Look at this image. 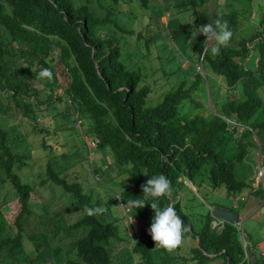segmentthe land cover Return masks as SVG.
<instances>
[{
	"label": "trees",
	"instance_id": "1",
	"mask_svg": "<svg viewBox=\"0 0 264 264\" xmlns=\"http://www.w3.org/2000/svg\"><path fill=\"white\" fill-rule=\"evenodd\" d=\"M112 1L116 7L100 15L85 0H0V77L6 74L9 63L16 61L15 51L19 50L29 52L30 60L39 68L37 78L44 67L52 71L50 80H40L48 87L56 88L57 73L46 64L50 50L56 45L59 50L57 62L69 67L67 73L63 70L68 79L64 94L69 96L80 115L91 120L92 141L97 148L111 151L124 172L137 171L136 178L121 190L126 201L130 204L141 198L142 185L147 179L164 175L170 181V192L160 197L159 203L161 206L172 204L176 208L189 229L184 239H198L189 247L183 260L209 264L220 259L221 264H249L243 261V248L235 225L224 222L222 233H217L212 226L214 217L207 209L203 225L195 229L176 195L186 186L185 178L192 182L197 179L199 184L223 185L235 193L243 191L248 183L237 176L236 166L249 156L250 147L256 146L252 132L244 128L239 133L237 125L229 124L211 110L207 114L195 112L180 122L186 108L203 110L205 107L203 97L206 93L199 91L202 74L189 66L177 86L161 95L156 87L158 78L150 72L145 73L144 65L133 63L126 53L131 45L129 38H139L141 32L126 26L119 18L120 14L127 13L133 20L140 13L139 9L149 11L148 0ZM189 1L193 3L195 27L210 24L218 31L217 22L227 21L230 29L239 23L237 8L223 11L225 0L222 5L221 0H215L212 11L209 0ZM261 24H264V17ZM259 33L260 27L255 34ZM262 35L263 39L256 43L259 53L256 70L243 66L247 55L245 42L250 39L241 38L237 46L221 47L216 56L211 53L214 44L207 46L209 39L206 40L204 35H198L196 39L191 36L189 42L195 59L199 60L203 53L207 77L223 79L226 88L214 90L215 100H218L219 92L226 91L227 94L220 96V113L227 117L235 114L237 121L249 125L260 138L264 155V101L259 94L260 87L264 86V32ZM150 40L146 39V46ZM7 88H12L17 105L21 100L29 107L32 98L44 101L40 98L41 92L35 93L36 89L30 88L27 82H16ZM49 93L48 88L43 92ZM157 97L160 99L154 101ZM8 136V130L0 126V194L3 193L0 206L7 203L17 206L13 221L18 226L17 233L0 242L1 246L9 245L7 259L11 255L13 258L21 249L22 231L32 214L30 201L34 184L52 181L70 194L71 199L76 198L88 209H93L91 215L87 210L81 219L70 224L71 228L88 226L84 235L73 240L76 256L84 264H109L110 244L126 239L117 220L111 218L100 199L93 201L77 181H69L55 171L50 160L44 171L46 178L31 183L32 174L23 176L19 173L28 165L27 157L12 150ZM256 194L263 197V190L259 189ZM132 209L145 221L154 215L147 203L142 208ZM5 226L1 213L0 232ZM148 228L140 230L130 250L148 264H169L167 251L156 249L165 253L159 260L152 257L153 249L146 247L150 236ZM0 264H4L2 258ZM258 264H264V257L258 259Z\"/></svg>",
	"mask_w": 264,
	"mask_h": 264
},
{
	"label": "rangeland",
	"instance_id": "2",
	"mask_svg": "<svg viewBox=\"0 0 264 264\" xmlns=\"http://www.w3.org/2000/svg\"><path fill=\"white\" fill-rule=\"evenodd\" d=\"M211 1L209 0L208 6L213 10L215 0L213 3ZM225 1L224 12L236 8L239 12V23L231 29L233 38L229 43L230 46H237L241 38L251 39L259 26L262 25L264 28V24H261V18L264 17V0ZM225 1L221 0L220 4H224ZM85 2L100 15H105L108 9L116 7L112 0H85ZM148 6L149 11L143 12L139 9L140 13L133 20L127 13L120 14L119 18L126 26L141 32V37L129 38L131 45L126 53L133 63L144 65L145 73L150 72L158 78L156 87L162 95L173 86H177V83L185 77L186 68L189 66L195 68L197 60L189 42L191 32L195 29V25L192 24L195 20L193 3L189 0H148ZM147 38L151 39L148 46L145 44ZM214 43V38L209 39V46ZM15 58L16 61L9 63L6 74L0 77V126L8 130V143L12 150L27 157L25 159L28 165L19 173L23 176L32 174L31 183L42 181L46 178L44 171L47 170V162L50 160L55 171L69 181H77L93 201L100 199L102 206L122 228L124 224H128L125 230L123 228L126 239L110 244L111 264H132L134 260L129 247H133L140 230L148 228L151 224V220L145 221L134 210L126 215L120 203L125 199L121 190L136 178L137 171L132 169L124 172L116 163L111 151L94 145L91 120L87 116L80 115L73 108L69 96L64 94L68 79L63 70L67 73L69 67H63L57 62L59 50L56 45H53L46 58L47 66L57 73L56 88L48 87L44 80L35 76L39 68L30 60L29 52L22 53L16 50ZM258 58V52L251 60L247 58L243 62L244 68L256 70ZM194 71L197 72L196 68ZM16 82H27L30 88L36 89L35 93L41 92L40 98L44 101H36V98H32L29 107L21 100H19L20 105H17L12 88H7L8 85ZM47 88L50 93L43 94ZM217 88H226L223 79L218 80L216 76L203 75V83L199 91L206 93V96L203 95L204 109L194 110L188 107L183 111L179 121L183 122L195 112L204 114H207L208 110L220 112L221 102L220 99L215 100L214 93ZM259 94L264 101V86L260 87ZM160 97L154 101H158ZM80 125L83 126L82 129ZM257 153L256 147H250L249 154L253 160L247 157L236 166L237 176L249 183V187L239 198L241 201L234 200V195L238 194H233L223 185L214 186L210 182L199 184L197 179L192 183L185 178L186 186L178 196L176 195V200H180L183 210L189 213L196 229H200L203 225L205 213L207 209L213 207V203L231 208V204L237 202L240 204L234 205V209L244 208L241 211L243 217L250 211L249 217L245 219V229L250 233L252 243L256 245L264 239L263 199L254 197L255 201L252 199L253 203L247 205L251 198L249 191L256 186L254 167ZM39 172L41 175L38 174ZM0 196L2 197L3 193ZM71 197L61 186L52 181L34 184L30 201L32 214L22 232L20 251L16 252L13 258L11 255L7 259L9 245L0 244V259H3L4 264L7 260V264H84L76 256L72 246L73 240L84 235L88 226L71 228L70 224L81 219L88 208ZM124 201L127 203L126 199ZM16 208L14 203L0 206L6 225L0 232V242L7 236L13 237L18 229L13 223L17 213ZM215 222H212L213 226ZM56 226H60V229L55 230ZM196 242L197 240L192 238L183 240L179 245L180 248L167 251L166 258L169 264H195L196 261L187 263L175 256L180 255L182 250H189V247ZM152 249L153 258L158 257L160 260L164 257L163 251H158L155 247ZM138 255L134 254L137 260L140 259ZM254 255L257 259L262 256L259 252H254ZM210 264H221V260L217 259Z\"/></svg>",
	"mask_w": 264,
	"mask_h": 264
},
{
	"label": "clouds",
	"instance_id": "3",
	"mask_svg": "<svg viewBox=\"0 0 264 264\" xmlns=\"http://www.w3.org/2000/svg\"><path fill=\"white\" fill-rule=\"evenodd\" d=\"M193 21H192V24L194 25L195 23H193ZM217 23L219 26L218 31H215L213 29L212 25H210V24H203V25H199V26L195 27V29L191 32V36L194 39H196V37L198 35H201V34L205 36L206 40L214 38L215 43L211 47V53L213 56L219 55L221 47H227L233 38V32L230 29L227 21H220ZM259 27L261 29V33H259V34L262 35L264 32V28L262 25ZM209 33H212L211 37L209 36ZM259 34H255L254 38L245 42V47L247 48V55H246L244 61H246L247 58L251 60L254 57V55L258 52V49H257L258 44L256 45V43L259 40L263 39V35H262L261 39H259L257 41H254V39ZM252 42L254 43V47L252 50H250L249 47L247 46V43H252ZM208 43H209V41H208ZM208 43H207V46H209ZM198 65H202V68L198 69ZM195 68H196V71L198 73H201L203 75L207 74L205 72L204 63H203V53L199 57V60L196 61ZM246 68H248V67H246ZM52 75H53V73L49 68H42L38 73V78L39 79H45L46 78V79L50 80L52 78ZM218 80H219V78H218ZM222 90H224V89H222ZM221 95H223V96L227 95L226 91L224 93L219 92L218 93V99H221L220 98ZM214 112L219 114L220 116H222L229 124L237 125L239 133L243 132L244 128H247L248 130H250L252 132L253 139L256 143V146H254V147H256V149H258V153H257L258 155L256 158V165L254 167V169H255L254 178H255L256 186H254L252 188V191H249L251 198L248 200L247 205L253 203L252 199L254 200V197H259V198L263 199V203H264V155L262 153V145H261L260 138L258 137V135L255 133V131L249 125H244V124L240 123L239 121H237L235 114L232 117H227V116L222 115L220 112H217V111H214ZM93 143L95 145V142H93ZM249 153H250V149H249ZM248 158L253 160V157L251 155L248 156ZM243 180H245V179H243ZM248 187H249V183H248L247 187L241 192L235 193V192L230 191L233 194H238L237 196L234 195V200L241 201V199H239V198L243 196L244 191H246V189ZM259 189L263 190V197L258 196L256 194V191H258ZM169 192H170V181L168 180V178L162 174L154 175L151 178L147 179L146 182L142 185V191H141L142 196L140 199L132 200L130 202V204L128 202L126 203L124 201L125 199H122V201H120V203L122 205L123 212L126 215L130 211H133L132 207L137 209L138 207L142 208L146 203L150 204L151 209L153 210V213H154V215L151 219L150 227L148 228V233L150 234L151 239L154 241V246L149 248L151 250L153 247H155L156 249H163V250L171 252L172 250L177 248V246H179L183 240L190 239V238L184 239L185 234L189 231V229L185 225L181 216H179L177 214L176 208L172 204H165V205L161 206V204L159 203V198L162 196H165ZM234 203L231 204V208L222 206L220 204H214V203H213V207L218 205V206L233 210L238 214V220L233 225H235L237 228L238 236H239L240 242L242 244L243 261H247L249 264L250 263L251 264H258V259L260 257L261 258L264 257V239L257 242L256 245H254V243H252L251 238L249 236L250 233L245 229V219L247 217H249L248 215H249L250 211L248 213H246L245 217H243L241 211H243L244 208L241 207L240 210H236V209H234V205H239L240 203H237V202H234ZM212 208L209 209L210 212H211ZM246 209H249V208H246ZM92 212H93V209H91V208L88 209V213L90 215L92 214ZM211 215H212V213H211ZM111 218L115 219L113 216H111ZM131 219H132V217H131ZM213 221L214 222L216 221L215 225L214 226L212 225V226L216 228L217 233H219V234L222 233L224 222H227V221H224L223 219H220L217 217H214L212 222ZM230 224H232V223H230ZM127 225H128L127 223L123 225L124 230H125V227ZM142 230H144V229H142ZM16 233H17V231L15 232V234ZM124 234H125V232H124ZM192 239H194V238H192ZM196 240L198 242V239H196ZM147 241H148V239H147ZM129 248L131 249L132 247H129ZM188 251H189L188 249L184 250V251L182 250V253L180 255L175 256V257L181 258L183 260V256L186 255V253ZM254 252H259V254H261L262 256H260L257 259L254 255ZM134 254L135 253H133V251H131V255H132V258L134 260V262L132 264H140L142 262L145 264H148L137 253L136 254L140 257V259L139 260L135 259ZM111 261H112V256H111ZM111 261L109 264H111ZM193 261H195V260H193ZM187 263H189V261Z\"/></svg>",
	"mask_w": 264,
	"mask_h": 264
},
{
	"label": "water",
	"instance_id": "4",
	"mask_svg": "<svg viewBox=\"0 0 264 264\" xmlns=\"http://www.w3.org/2000/svg\"><path fill=\"white\" fill-rule=\"evenodd\" d=\"M211 213L214 217L223 219L224 221H227L232 224H235L238 220V214L235 211L218 205L212 208ZM146 246L148 248L154 246V241L151 239V236H149Z\"/></svg>",
	"mask_w": 264,
	"mask_h": 264
},
{
	"label": "built area",
	"instance_id": "5",
	"mask_svg": "<svg viewBox=\"0 0 264 264\" xmlns=\"http://www.w3.org/2000/svg\"><path fill=\"white\" fill-rule=\"evenodd\" d=\"M261 37H262V35L259 34V35L254 39V41H257V40L261 39ZM247 46L249 47L250 50H252L253 47H254V43H253V42H252V43H247ZM201 68H202V65H198V69H201Z\"/></svg>",
	"mask_w": 264,
	"mask_h": 264
}]
</instances>
